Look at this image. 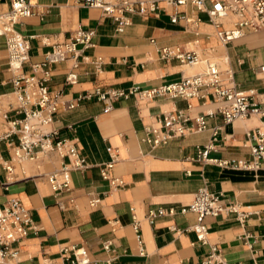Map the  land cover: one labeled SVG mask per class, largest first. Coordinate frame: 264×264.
<instances>
[{"label":"crops","instance_id":"1","mask_svg":"<svg viewBox=\"0 0 264 264\" xmlns=\"http://www.w3.org/2000/svg\"><path fill=\"white\" fill-rule=\"evenodd\" d=\"M10 1L0 0V13L9 9ZM154 1V14L130 15V25L117 31L111 18L98 9L83 6L81 0H36L33 15L21 19L15 29L28 40L30 63L40 62L51 45L65 41L79 29L93 34V47L84 55L91 60L102 59L99 73L91 65L82 64L76 72L78 82L68 86L64 80L70 64L52 68L48 87L61 92L63 101L74 100L96 88L150 90L200 71L201 67L186 68L176 60L162 61L159 50L170 47L195 51L202 58L211 57L220 71L231 70L239 90L264 93V73L260 72V67H264V30L247 32L222 46L206 15L197 13L189 3L172 6L168 0ZM183 14L202 20L198 35L182 21L170 22L172 17ZM222 28L232 29L230 20H224ZM23 73L30 75L28 66L23 67ZM11 79L5 41L0 38V95L12 90ZM107 104L111 105L108 112L104 111ZM169 110L194 117L214 110V106L194 99L159 97L145 101L130 96L111 102L93 97L82 100L71 111L60 108L53 128L61 138L75 144L88 169L72 172L71 189L54 195L41 174L57 167L56 155H51V161L40 169L27 165L25 176L17 169L7 187V176L0 168V206L17 198L38 228L35 234L14 245L18 261L2 264H67L61 250L70 246L84 248L89 264H108V260L109 264H200L210 245L218 248L228 264L264 263V160L256 170L245 171L195 159L197 148L213 142L209 160L252 162L251 142L245 133L261 126L260 120L250 118L225 125L221 116L215 115L206 118V130L152 148L143 141L144 129ZM108 148L111 152H107ZM112 155L116 162L110 175L122 181L119 188L102 180L99 173ZM0 156L10 157L4 143H0ZM201 189L222 194L224 204H235L249 214L242 224L234 214L206 217V245L187 231L195 224V216L180 212L189 207ZM93 199H99V204L91 208ZM157 209L174 214L157 218L149 225L145 216ZM133 214L140 224L143 256L131 227ZM105 242L111 243L112 252L104 251Z\"/></svg>","mask_w":264,"mask_h":264},{"label":"built area","instance_id":"2","mask_svg":"<svg viewBox=\"0 0 264 264\" xmlns=\"http://www.w3.org/2000/svg\"><path fill=\"white\" fill-rule=\"evenodd\" d=\"M168 3L172 6H185L189 3L197 13L205 14L222 46L243 37L247 32L256 33L264 30V0H168ZM81 4L98 9L104 16L111 18L116 23L117 31L130 25V15L144 17L154 14L157 9L154 0H81ZM35 6L36 0H11L9 9L0 13V38L5 41L7 69L12 74V90L0 95V130H3L0 132V143H4L10 152L9 159L0 156V168L7 176L5 187L14 179L17 169L25 176L27 165L40 169L42 164L51 161V155H56L57 167L41 175L54 195L71 189L72 172H82L88 169V165L75 144L69 139L61 138L53 124L60 108L63 111H71L82 100L93 97L98 101L107 102L130 96L145 101L168 97L186 101L194 99L202 105L214 106V110L194 117L180 110L162 112L156 117L155 123L144 129L143 141L152 148L166 145L174 138L183 137L188 133L206 130V118L215 115H220L225 125L258 118L261 126L245 133L246 139L251 142L252 162L209 160L208 154L214 150L213 142L197 148L195 159L198 162L209 161L219 167L245 171L256 170L259 163L264 160V93L239 90L234 83L231 70L220 71L214 62L200 57L195 51L180 47L159 50L160 59L164 62L176 60L186 68L201 67L197 73L182 75L176 83L150 90L133 87L127 91H103L96 88L74 100L63 101L61 92L51 91L48 87L52 68L68 62L70 67L64 82L68 86H73L78 82L76 72L82 64L91 65L95 73H99L102 59L98 57L91 60L84 55L93 47L91 42L93 34L79 29L65 41L51 45V49L44 54L40 62L30 63L28 40L22 37L15 27L21 19L33 15ZM224 20H230L232 29L223 30ZM178 21L190 26L198 35L197 29L202 22L199 17H187L183 14L170 20L172 24ZM24 66H28L30 75L23 73ZM260 72L264 73V67H260ZM190 109L191 106L188 105L187 110ZM110 110L111 105L107 104L104 111ZM215 135L216 130H213V137ZM107 152H111V149L108 148ZM115 162L116 156L112 155L110 161L101 166L99 173L102 180L109 182L113 188H119L123 185L122 181L110 175ZM97 204L99 199H93L89 206L93 208ZM180 212L195 216V224L187 231H192L196 241L202 245L208 244V230L203 223L206 217L234 214L242 224L249 216L248 213L240 211L235 204H224L222 194L211 193L206 189L199 190L189 207ZM173 214L171 210L168 212L163 209L150 210L145 216V221L153 225L157 218ZM131 227L139 254L143 256L140 224L134 214ZM37 231L38 228L28 210L17 198H11L5 205L0 206V264L16 263L19 253L14 249V245L20 244ZM209 247L208 254L200 264H228L216 246ZM103 249L105 252H112L111 243L105 242ZM61 254L67 264H89L87 252L82 247H65Z\"/></svg>","mask_w":264,"mask_h":264},{"label":"rangeland","instance_id":"3","mask_svg":"<svg viewBox=\"0 0 264 264\" xmlns=\"http://www.w3.org/2000/svg\"><path fill=\"white\" fill-rule=\"evenodd\" d=\"M209 57V56H208ZM209 60L211 61V62H216V60H213L211 57H209Z\"/></svg>","mask_w":264,"mask_h":264},{"label":"bare ground","instance_id":"4","mask_svg":"<svg viewBox=\"0 0 264 264\" xmlns=\"http://www.w3.org/2000/svg\"><path fill=\"white\" fill-rule=\"evenodd\" d=\"M225 62H227V61H225ZM226 70H228V68Z\"/></svg>","mask_w":264,"mask_h":264}]
</instances>
